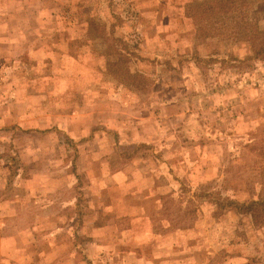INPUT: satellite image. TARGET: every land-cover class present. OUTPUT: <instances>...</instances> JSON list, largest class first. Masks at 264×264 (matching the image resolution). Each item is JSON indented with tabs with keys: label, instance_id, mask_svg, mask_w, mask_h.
Listing matches in <instances>:
<instances>
[{
	"label": "rangeland",
	"instance_id": "obj_1",
	"mask_svg": "<svg viewBox=\"0 0 264 264\" xmlns=\"http://www.w3.org/2000/svg\"><path fill=\"white\" fill-rule=\"evenodd\" d=\"M213 4L0 0V264H264V0Z\"/></svg>",
	"mask_w": 264,
	"mask_h": 264
},
{
	"label": "trees",
	"instance_id": "obj_2",
	"mask_svg": "<svg viewBox=\"0 0 264 264\" xmlns=\"http://www.w3.org/2000/svg\"><path fill=\"white\" fill-rule=\"evenodd\" d=\"M233 1H237V2L240 3V0H215V4H213L211 6L212 9H206V13L213 12L212 13L213 14L212 17H215L216 21L212 22L213 21L212 20L210 22L207 21V22H203V23H206V24H209V25L210 24L213 25L215 23V25L218 24L217 27H219L221 25H222V27H225L226 23L223 22L224 20H222V19H223V16H226V15L231 16V15H233L230 12V10L227 9V7H228L227 4L231 5L233 3ZM215 10H217V13L214 12ZM232 19L234 20L235 18H232ZM206 24H205V26H203L204 28H206ZM231 25H232V23L231 24H227V27L229 26V28H230V27H232ZM252 25H251L252 27H250V29H249V32H247L249 43L251 44V48L253 50L254 55H256L257 57L258 56L262 57L264 59V31L259 30L256 25H254V24H252ZM262 203H263V200H257V201L250 202V204L248 205V207H249L248 211L249 212L252 211V212H250L251 216H253V217L255 216L256 209L258 210L259 206Z\"/></svg>",
	"mask_w": 264,
	"mask_h": 264
},
{
	"label": "crops",
	"instance_id": "obj_3",
	"mask_svg": "<svg viewBox=\"0 0 264 264\" xmlns=\"http://www.w3.org/2000/svg\"><path fill=\"white\" fill-rule=\"evenodd\" d=\"M17 127H22L21 125L20 126H17ZM18 129V128H17ZM23 131H24V129H23ZM29 133H30V131H29ZM43 161V160H42ZM38 179L39 178H37L36 179V181H38ZM0 180H2L4 183L6 182L4 179H0ZM2 189V188H1ZM2 195V194H1ZM4 204L6 205V208L4 209V211H7L8 210V208L9 207H11V201H9V200H5L4 201ZM4 206V205H3Z\"/></svg>",
	"mask_w": 264,
	"mask_h": 264
}]
</instances>
